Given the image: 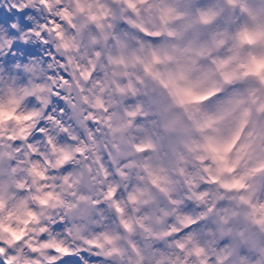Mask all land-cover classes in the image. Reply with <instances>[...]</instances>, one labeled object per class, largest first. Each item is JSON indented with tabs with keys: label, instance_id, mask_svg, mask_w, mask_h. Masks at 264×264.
<instances>
[{
	"label": "clouds",
	"instance_id": "obj_1",
	"mask_svg": "<svg viewBox=\"0 0 264 264\" xmlns=\"http://www.w3.org/2000/svg\"><path fill=\"white\" fill-rule=\"evenodd\" d=\"M0 264H264V0H0Z\"/></svg>",
	"mask_w": 264,
	"mask_h": 264
}]
</instances>
